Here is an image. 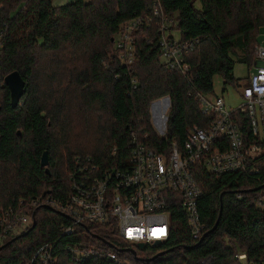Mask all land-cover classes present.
<instances>
[{"label": "trees", "instance_id": "obj_1", "mask_svg": "<svg viewBox=\"0 0 264 264\" xmlns=\"http://www.w3.org/2000/svg\"><path fill=\"white\" fill-rule=\"evenodd\" d=\"M154 1L72 0L55 7L52 0H0V215L39 202L31 213L35 225L0 245V264H35L45 245L55 264H114L72 252L87 245L117 252L126 264H264V210L256 207L257 195L264 196L262 172L216 177L193 167L205 230L192 240L186 216L171 204V234L158 247L116 240L106 226L77 225L64 234L73 220L45 203L67 201L68 176L76 177L86 159L99 171L124 162L132 135L141 141L147 134L146 145L163 153L150 125L156 99L169 98L168 136L182 149L188 129L209 121L196 93H212L216 76L234 85L235 63L251 66L264 0H158L176 21L179 44L193 45L183 54L188 76L161 62L155 24L134 32L133 62L121 64L112 40L123 24L148 16ZM14 71L25 85L11 108L3 79ZM250 130L245 121L244 134ZM43 153L47 167L40 164Z\"/></svg>", "mask_w": 264, "mask_h": 264}, {"label": "built area", "instance_id": "obj_2", "mask_svg": "<svg viewBox=\"0 0 264 264\" xmlns=\"http://www.w3.org/2000/svg\"><path fill=\"white\" fill-rule=\"evenodd\" d=\"M148 16L126 22L113 40L116 58L121 64H131L134 59L133 35L139 28L155 24L160 34L158 46L160 60L166 69L187 77L189 65L183 54L191 44L175 41L172 36L176 21L164 14L162 4L155 0ZM252 71L239 88L241 103L236 108L226 105L221 96L212 93H196L200 113L209 119L205 127L193 126L179 148L174 138L168 136L167 122L171 107L169 98L154 100L149 108L157 110L159 127L163 133L154 135L163 143V153L146 145L148 135L141 141L131 136L130 149L124 162L109 170L99 171L89 159L85 167L78 169L75 177L69 175L70 194L66 202L49 203L51 208L73 220L64 234H71L77 225L106 226L114 239L137 246L152 245L167 241L171 234V216L168 207L179 206L186 216V225L191 239L197 241L205 230V224L197 212V203L202 190L191 173L193 167H201L211 176L220 177L229 173H261L259 165L264 162V42L254 47ZM168 101L167 115L164 114ZM167 116V117H166ZM151 117V114H150ZM152 118V117H151ZM245 118V119H244ZM249 123L250 134L243 127ZM156 123V120H155ZM163 123H165L163 125ZM151 125V119H150ZM152 128V126H151ZM167 149V150H166ZM116 148H114L115 154ZM77 165L79 164L76 160ZM256 207L264 210V196L257 195ZM22 203V202H21ZM32 201L21 209H6L0 215V245L11 235H16L33 223L31 213L38 204ZM87 229V228H86ZM103 244L114 246L102 239ZM138 247V246H137ZM129 250L132 249L130 248ZM134 251V250H133ZM72 252L79 257L95 255L114 264H126L117 252L98 247H74ZM239 261L244 255L236 256ZM35 264H55L49 245L35 254Z\"/></svg>", "mask_w": 264, "mask_h": 264}, {"label": "rangeland", "instance_id": "obj_3", "mask_svg": "<svg viewBox=\"0 0 264 264\" xmlns=\"http://www.w3.org/2000/svg\"><path fill=\"white\" fill-rule=\"evenodd\" d=\"M72 0H52V5L55 7L58 6H64L68 3H70ZM260 30L258 31L256 35V43L263 44L264 42V27L259 28ZM172 36L175 41L179 39V34L177 31H172ZM254 53V49H253ZM252 67L248 66L247 64H242V63H235L234 69H233V79L236 81V83L233 85L231 83H224L223 79L216 76L213 78L212 82V87H213V94L215 96H221L223 98V101L226 103L228 107L231 108H236L239 106L241 103V100L238 96L239 93V88L235 87V85H242L247 78L248 74L252 71ZM167 103V107L165 109L164 114L167 115V112L169 110L170 104L168 101H165ZM151 114V126L152 129L157 131L158 133H163L162 129L163 126L160 128L158 121L159 117L157 115V110H154V106L152 107V112L150 110ZM167 117V116H166ZM156 120V123H155ZM165 123H163L164 125ZM264 190V189H263Z\"/></svg>", "mask_w": 264, "mask_h": 264}, {"label": "water", "instance_id": "obj_4", "mask_svg": "<svg viewBox=\"0 0 264 264\" xmlns=\"http://www.w3.org/2000/svg\"><path fill=\"white\" fill-rule=\"evenodd\" d=\"M113 41V40H112ZM5 86L7 87L9 94H10V106L15 107L21 97L23 96L24 91V81L21 79L19 73L17 71L11 72V74L7 75L4 79ZM41 167H47L48 166V159L47 154L43 153L41 160H40ZM47 171V170H46ZM218 221L215 223V226L212 228L214 231L215 227L217 225ZM35 225V222H33V225ZM160 242L153 243L154 247H158ZM139 249H142L144 246L142 244H137ZM132 254L134 255L135 252L132 250ZM163 253H159V255H162ZM158 255V256H159Z\"/></svg>", "mask_w": 264, "mask_h": 264}]
</instances>
